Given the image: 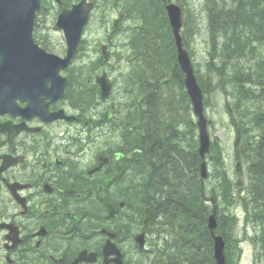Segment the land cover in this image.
<instances>
[{
  "label": "flooded vegetation",
  "instance_id": "obj_1",
  "mask_svg": "<svg viewBox=\"0 0 264 264\" xmlns=\"http://www.w3.org/2000/svg\"><path fill=\"white\" fill-rule=\"evenodd\" d=\"M16 91L0 84V264H74L83 251L87 260L77 264H115L109 262L115 257L104 256L108 240L127 264L131 241L147 232L131 223L130 204L120 196L121 181L129 179L123 161L107 151L109 164L90 174L98 166L93 153L84 167L77 159L94 148L73 150L76 128L82 125L89 139L118 129L120 105L110 102L112 119L107 113L93 121L65 94L63 99H45L48 107L41 116L18 114L11 111ZM138 92L143 104L145 91L141 87ZM16 101L20 109L28 105ZM109 174L117 177L106 186Z\"/></svg>",
  "mask_w": 264,
  "mask_h": 264
},
{
  "label": "trees",
  "instance_id": "obj_2",
  "mask_svg": "<svg viewBox=\"0 0 264 264\" xmlns=\"http://www.w3.org/2000/svg\"><path fill=\"white\" fill-rule=\"evenodd\" d=\"M137 1L140 3V0ZM254 5L255 0H234L233 6L223 5L220 11L212 17L210 59L207 65L214 77L223 80L231 90L232 101L228 112L236 130V157L243 161L246 166V190L249 198L247 216L256 218V227L258 230L260 229L262 235V248L259 254L264 256V54L253 46V37L263 34L259 23L264 20V8L256 11ZM218 6L219 4H215L214 8ZM141 9L145 11L143 16L151 14L150 8L143 7ZM161 15V22L159 20L155 23L152 20L149 24H146V28L142 31L136 29L138 40L136 51L141 55L144 54L145 61H142V63H144L145 68L143 72L150 75L151 78L157 75V72L152 70L153 66H159L160 63L163 65L167 55L165 48L156 43L152 46V42H146V39L152 38V35L157 33H160L162 38L164 37L165 30L162 29L159 32L157 29L159 22L161 25L164 24L163 12ZM142 33H146L144 38L139 35ZM219 38H222L223 41L218 42ZM261 42L263 41L261 40ZM202 86L206 87V84L202 83ZM205 91L209 92L208 89H205ZM164 94L166 98L163 100V108H165V114L169 116L164 124L170 127L173 117L180 115V113L179 111L169 110L170 103L173 100L168 90H165ZM261 110L262 113H259ZM257 121H260L259 124ZM254 124L259 128L260 133L257 132L258 129L253 126ZM138 134H141L139 130ZM242 134L243 138H241ZM167 137L165 134L152 135V137L144 135V153L136 158L138 162L135 163V167L136 172L142 171V174L148 180L154 178L155 175L153 176L152 169H156L158 173L169 177L172 186L175 185L170 178L173 173L180 174L185 178L182 192L175 191L179 194L178 200H170L169 202L164 200L169 210L167 215L163 216L166 219H173L168 228L165 229L167 237L174 238V240H171L170 249L175 248L179 253L183 252L180 254L181 260H183L182 263L170 264H214L212 241L206 228L207 219L211 214V207L200 199L201 184L199 176L196 174L191 175L189 172L191 167L199 168L200 160L197 155L196 144L191 150H186L182 144L173 149L171 145L165 142ZM158 143H162L161 155H153L151 152ZM243 150L247 158H249L248 153L252 156V158H249V162L244 156ZM215 152L217 182L214 183L215 186L212 187L211 191L216 195L219 205L224 207L221 204L222 201V203H226V207H232L235 204L233 199L234 184L227 169L223 167L224 164L220 154L217 151ZM153 156L156 157L153 159ZM219 166L222 167L221 170H219ZM165 176H162V181ZM131 184L132 188H139L140 190L144 188L138 177L132 179ZM185 185H190L195 191L194 194L188 191ZM137 202L133 201V203ZM146 203L148 206L152 205L150 198L147 199ZM217 219L219 231L226 241L227 257L230 263L229 255H232L235 250L234 233L237 220L235 216H226L224 212H218ZM227 220H231V223L227 224ZM175 256L176 254L172 258Z\"/></svg>",
  "mask_w": 264,
  "mask_h": 264
},
{
  "label": "water",
  "instance_id": "obj_3",
  "mask_svg": "<svg viewBox=\"0 0 264 264\" xmlns=\"http://www.w3.org/2000/svg\"><path fill=\"white\" fill-rule=\"evenodd\" d=\"M38 8L39 0H0V52L3 53L2 69L19 72L24 76L25 80L28 76L34 92L38 89H43L47 81H59L58 72L70 62L77 48L82 26L86 20L82 5L77 7L73 13L61 19L60 26L66 30L70 48L68 57L65 60H59L55 57L47 56L32 42L31 31L35 11ZM167 8L177 40L178 60L182 71L185 73V84L193 104L194 115L198 118L199 154L202 160L200 171L201 178L205 179L207 177L206 156L210 153V139L207 131V120L204 114L203 94L197 84L194 67L187 50L188 41L185 36L182 37L179 34L182 27L183 7L171 5ZM28 64L30 68H28ZM237 169L241 171L240 163H238ZM203 199L211 202L213 205L215 204L214 197L207 198L203 194ZM146 214L145 224L148 225L153 216L150 210H147ZM208 228L215 242L216 264H226L225 243L221 236L215 235V232L218 230L215 211H213L212 216L208 220Z\"/></svg>",
  "mask_w": 264,
  "mask_h": 264
},
{
  "label": "rangeland",
  "instance_id": "obj_4",
  "mask_svg": "<svg viewBox=\"0 0 264 264\" xmlns=\"http://www.w3.org/2000/svg\"><path fill=\"white\" fill-rule=\"evenodd\" d=\"M187 5V12L189 17L191 16L194 19V25L192 29V33L194 34V41L192 44V50H193V57H194V63L196 64V68L199 69V75L206 78L207 81L210 80V76L207 72V65L205 66L206 62L208 61V55L210 51V36L207 33L208 28V22H207V14H206V4L205 0H182ZM101 14H105L107 7L101 8ZM53 13L48 18L47 27L52 28L54 26V20L56 17H53ZM118 12L112 11L110 12L109 18L115 19L117 17ZM136 26L134 24L128 23L125 24L123 29L128 34L127 40H125L124 35L119 36L116 41L114 47L111 46L110 52L113 54V59L116 61L118 57L121 55V50H123V46L129 45V35L132 32V29H134ZM48 36L49 40L52 38L51 34H45ZM56 37L60 44L63 47V37L62 34L59 32H56ZM89 39V48L99 45L98 39L103 37L102 31H97V29L94 27L92 32H88ZM51 41V40H50ZM53 44L55 45L54 51L58 54L60 47L58 44V41L54 38ZM52 43V42H51ZM125 57L128 58L131 54L130 51H124ZM94 58V57H93ZM95 59V58H94ZM114 60L111 61V63H114ZM86 63L93 68H96L97 65L93 59L85 60ZM215 81H217L216 78H213V80L209 81V83L212 85V89L215 91V93H211L210 100H211V106L209 108H206V115L209 121V134L211 137V140L214 141V143L217 145L219 149L222 151L223 155V161L224 165L229 168L231 177L233 180L235 179H242L245 180V172H243L240 175H237L235 172V158H234V138H235V132L230 122V117L227 114V111L224 107V96L223 91L228 92V86L226 84H215ZM175 87L174 85H170L168 91L171 92V95L174 94ZM176 92V91H175ZM166 98V95H162V100ZM196 135V134H195ZM111 141L116 145L119 143L120 139L117 134L113 135L111 137ZM82 164H86L85 159L82 160ZM210 170L212 174L214 173L213 166L210 167ZM216 180L215 177H212L210 179L211 183H214ZM208 189H210V184L208 186ZM210 191V190H209ZM209 191H207L209 193ZM244 197H246V194H243ZM226 215H231L232 213L236 214L238 217V226L237 231L235 235L237 249L235 250V253L232 255L233 259H231L230 264H260L256 261V256L258 255L256 253V239L260 236V229L256 231V228L251 224L249 220H247L246 210L244 207H242L241 202L238 201V203L231 208L226 209ZM183 260L178 261L176 263H182ZM264 264V263H263Z\"/></svg>",
  "mask_w": 264,
  "mask_h": 264
},
{
  "label": "bare ground",
  "instance_id": "obj_5",
  "mask_svg": "<svg viewBox=\"0 0 264 264\" xmlns=\"http://www.w3.org/2000/svg\"><path fill=\"white\" fill-rule=\"evenodd\" d=\"M256 11H260L264 8V0H255L254 5ZM264 21V20H263ZM259 23V26L262 29L263 34L257 36L255 35L253 46L256 48L259 52L264 54V22ZM261 40L263 42H261ZM163 92L157 87V83H152V89L148 97V101L151 104V108L153 111H147L142 107H135L131 116L130 123L133 124V126L139 130L141 133H143L145 136L152 137V135H163L167 137V140L165 141L168 143V145H171V147L174 149L177 146H181L182 143L187 142L191 145H194L197 143L198 138L197 136L193 135L189 129L184 124H179V126L176 128V123L170 127L166 126L164 122L168 119V115L165 114V108H163V100H162ZM259 113H262V110L259 111ZM150 116V117H149ZM147 117H149L147 119ZM260 121H257L259 124ZM179 123V122H178ZM177 123V124H178ZM256 129H258V133H260L259 128H257V125H253ZM260 138L262 137L259 136ZM241 138H243V134L241 135ZM162 148V143H158L153 151V155H161L160 149ZM243 154L246 157V154L243 150ZM247 156L249 158H252V156L248 153ZM156 156H153V159ZM249 158L246 157V159L249 162ZM154 172L153 176L154 178H148L141 174L140 172H135V175L138 177L140 184L144 186L143 190H140L139 188H131L127 186V180H123V183L121 185V189L119 190L120 196L123 200H127L128 202L132 201H138L137 206L139 208L148 206L146 201L148 198H150V202L152 203V207L156 213V219L157 224L150 230V235L152 237L159 236L163 234L165 229L168 228L169 224L172 222L173 219L164 218L163 215H167V212L169 210L168 207H166V200L167 202L171 201H177L178 200V192H182V185L185 181V178L180 175L173 173L170 178L175 183L174 186H172L169 182V177L165 176V174L158 173L156 169H152ZM190 174L191 175H197L199 176L200 184H201V191H209L212 187L215 185L211 182H208L207 179H204L201 181L200 179V171L199 168L191 167L190 168ZM237 175L242 174L241 171L238 169L235 170ZM212 173V172H210ZM162 176H165V179L162 181ZM210 184V189H208V186ZM246 187V181L242 179H235L233 190L234 191H240L243 188ZM185 188L194 194V190L190 185H185ZM133 193V195H132ZM182 194V193H181ZM183 195V194H182ZM201 193L199 192V196L201 199ZM184 196V195H183ZM141 201V202H140ZM226 201V200H225ZM109 204V203H108ZM179 204V203H178ZM224 207L217 203L210 206L211 211H215V215L217 216L218 212H224L226 213V203H222ZM264 205V204H263ZM184 207L183 205H181ZM201 208V207H200ZM226 215V214H225ZM229 216V215H226ZM227 224L231 223V220L226 221ZM169 246H166L163 252V255H167Z\"/></svg>",
  "mask_w": 264,
  "mask_h": 264
}]
</instances>
